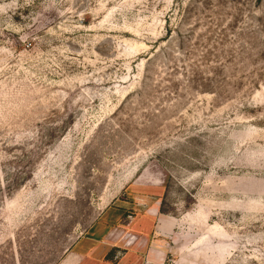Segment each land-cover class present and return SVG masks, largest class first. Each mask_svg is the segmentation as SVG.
<instances>
[{"label": "rangeland", "instance_id": "rangeland-1", "mask_svg": "<svg viewBox=\"0 0 264 264\" xmlns=\"http://www.w3.org/2000/svg\"><path fill=\"white\" fill-rule=\"evenodd\" d=\"M102 222L264 264V0H0V264Z\"/></svg>", "mask_w": 264, "mask_h": 264}, {"label": "crops", "instance_id": "crops-1", "mask_svg": "<svg viewBox=\"0 0 264 264\" xmlns=\"http://www.w3.org/2000/svg\"><path fill=\"white\" fill-rule=\"evenodd\" d=\"M121 225L116 235L115 229L113 233L112 228H105L104 222L100 223L79 239L57 264H141L148 261L153 252L162 254L160 248L146 246L145 242L148 243L151 237L140 232L132 233L133 237H130L129 233L125 234V225Z\"/></svg>", "mask_w": 264, "mask_h": 264}]
</instances>
